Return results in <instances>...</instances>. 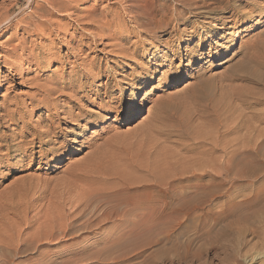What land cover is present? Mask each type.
Segmentation results:
<instances>
[{"label": "rangeland", "instance_id": "1", "mask_svg": "<svg viewBox=\"0 0 264 264\" xmlns=\"http://www.w3.org/2000/svg\"><path fill=\"white\" fill-rule=\"evenodd\" d=\"M67 1L0 0V264H264V0Z\"/></svg>", "mask_w": 264, "mask_h": 264}, {"label": "bare ground", "instance_id": "2", "mask_svg": "<svg viewBox=\"0 0 264 264\" xmlns=\"http://www.w3.org/2000/svg\"><path fill=\"white\" fill-rule=\"evenodd\" d=\"M56 1H57V0H56ZM64 1H67V0H64ZM71 1H72V0H71ZM71 1L68 0V1L64 4V5H65V8L68 7L69 2H71ZM80 1H81V0H80ZM126 1L129 3V8H128V9H129V10H133V9H134V10L131 11V12H134V13H135V14H134V15H135V18H138V17L144 16V18H145L144 20H136V19L134 18L135 21H137V22H142V23H140L141 25H142V24H145V25H155V26H157V25H159V23L161 22V20H155V14H153L154 12H153V10L150 8V5H149V4H152L154 1L152 2V0H151V3H147L146 0H145V1H144V0H143V1H142V0H126ZM182 1L184 2V4H190V2H191V0H182ZM196 1H197V0H196ZM198 1H199V2L201 1V2H202V1H205V0H198ZM216 1H217V0H216ZM149 2H150V1H149ZM212 2H213V1H212ZM222 3H223V2H222ZM29 4H30V3H29ZM57 4H59V1L57 2ZM214 4H215V3H214ZM53 5H54V4H53ZM69 5H70V4H69ZM151 6H152V5H151ZM54 7H55V6H54ZM56 7H57V5H56ZM153 7H154V6H153ZM153 9H154V8H153ZM155 11H156V10H155ZM10 18H11V17H10ZM10 18H9V19H10ZM146 19H147V20H146ZM6 21H7V20H6ZM12 21H13V20H12ZM168 21H169V20H168ZM168 21H167V22H168ZM171 21H172V20H171ZM173 21H174V20H173ZM175 21H176V20H175ZM3 22H4V21H3ZM32 24H33L34 26H44L46 23H45V22H42V21H33ZM142 26H144V25H142ZM263 47H264V44H263L262 48H263ZM15 49H16V48H15ZM263 49H264V48H263ZM13 50H14V49H13ZM252 51H253V50H251L250 52H252ZM255 51H257L256 48H255ZM260 52H261L260 55L263 54L262 51H260ZM253 53H254V52H253ZM256 53H257V52H256ZM256 53H254L255 56H256ZM254 54H253V55H254ZM253 55H252V56H253ZM252 56H251V63H253L254 65L258 66L257 68H256V66H255V68H251L249 65H248V66H249L250 68H249V67H248V68H247V67H246V68H245V67H244V68H243V67L240 68V66L238 67V68H240V70H241V71H240V70H239V71H240L244 76H246V78L249 79V82H250V79H251V80L256 79V80L258 81L257 78L259 77V73H260L259 71H261V73H263L262 71H264V62H262V60H261V62L258 61V59H261V58L255 59V58L252 57ZM262 56H263V55H262ZM260 57H261V56H260ZM262 58H263V57H262ZM48 60H49V59H48ZM6 63H7V62H6ZM28 63H29V62H28ZM36 63H37V62H36ZM36 63H34V64H36ZM46 63H47V62H46ZM241 65H243V64H241ZM37 66H38V65H37ZM236 67H237V66H236ZM236 67H235V68H236ZM238 68H236V69L238 70ZM258 72H259V73H258ZM241 73H240V74H241ZM237 76H238V75H236V77H237ZM260 77H261V75H260ZM260 77H259V78H260ZM263 77H264V76H263ZM239 79H240V78H239ZM242 80H243V79H242ZM246 80H247V79H246ZM263 80H264V79H262V81H263ZM247 82H248V81H247ZM253 82H254V81H253ZM258 82L262 83L260 80H259ZM263 84H264V81H263ZM252 85H253V83H252ZM256 85H257V84H256ZM260 87H261V86H260ZM262 88H263V87H262ZM212 94H213V93H212ZM47 96H48V95H47ZM212 96H213V95H212ZM214 96H215V95H214ZM236 97H237V96H236ZM213 98H214V97H213ZM47 101H48V100H47ZM263 113H264V112H263ZM1 115H2V114H1ZM11 115H13V114L5 113L3 116H4V117H6V116H7V117H11ZM262 115H263V114H261V116H262ZM3 116H2V117H3ZM0 119H1V118H0ZM257 119H259V117H258ZM257 119H255V120H257ZM258 121H259V120H258ZM259 123H260V121H259ZM139 124H141V123H139ZM249 127H251V126H249ZM255 127H258V126L255 125ZM254 130H256V129H254ZM251 131H252V130H251ZM261 131H263V129H261ZM247 132H248V131H247ZM248 134H249V132H248ZM256 135H257V134H256ZM254 138H256V136H255ZM253 141H255V139H253ZM253 143H254V142H253ZM255 144H256V146H255L256 148H255V150H254L255 153H256L257 151L264 150V148H262V147H264V140H261L260 142H257V143H255ZM253 146H254V145H253ZM252 148H254V147H252ZM252 151H253V149H252ZM256 154H257V153H256ZM256 154H255V155H256ZM259 154H260V153H259ZM252 155H253V154H251V156H252ZM255 155H254V156H255ZM260 156H261V155H260ZM256 157H257V156H256ZM257 158L259 159V157H257ZM261 158H262V157H261ZM263 158H264V156H263ZM261 160H262V159H261ZM261 160H260V161H261ZM261 162H263V160H262ZM224 173H225V172H224ZM228 177H229V176H228V174L226 173V174L224 175L222 181L220 182V185H219V186H215V187H218V188L216 189L217 192H218L219 187L222 188L225 184L228 183ZM244 178H245V177H244ZM216 182H217V181H216ZM217 183H218V182H217ZM218 184H219V183H218ZM258 185H259V184H258ZM213 186H214V184H213ZM211 192H212V193H211ZM211 192H210V194L212 195L214 192H213V191H211ZM215 192H216V191H215ZM115 193H116V192H115ZM214 194H215V193H214ZM96 195H97V194H96ZM110 196H111V195H110ZM212 196H213V195H212ZM209 197H210V196H209ZM113 198H114V197H113ZM116 198H117V197H116ZM206 198H207V197H205V199H206ZM118 199H119V198H117L116 200H118ZM193 199H194V198H193ZM108 200H109V199H108ZM108 200H107V201H108ZM191 200H192V199H191ZM191 200H190V201H191ZM87 201H88V200H87ZM87 201H86V202H87ZM89 201H90V200H89ZM89 201H88L87 203L90 204L91 202H89ZM107 201H106V202H107ZM110 201H111V203H112L113 205H116V204L119 203V202L117 201V203L115 202L116 204H114L113 201H115V199H114V200H113V199H110ZM110 201H108V205H109ZM174 201H175V200H174ZM195 201H196V200H195ZM195 201H194V202H195ZM124 202H126V201H124ZM127 202H128V199H127ZM127 202H126V203H127ZM149 202H150V201H149ZM185 202H186V201H185ZM194 202H193V203H194ZM92 203H93V202H92ZM111 203H110V204H111ZM121 203H122V201H121ZM128 203H130V202H128ZM128 203H127V204H128ZM182 203H183V202H182ZM186 203H187V202H186ZM195 203H196V205H195ZM195 203H194V205H195V206H194V209H195L197 206L203 204L204 202H201V201L199 200V201H196ZM124 204H125V203H124ZM124 204H123V205H124ZM127 204H125L126 206H124V207H125V208H129V209H128L129 212H130L133 208H135V206H133V208L130 210V207H129ZM130 204H131V203H130ZM163 204H164V203H163ZM84 205H85V203H84ZM84 205H83V207H84ZM87 205H88V204H87ZM87 205H86L85 207H87ZM94 205L96 206V203H95ZM118 205H119V204H118ZM150 205H153V204H150ZM184 205H185V204H184ZM188 205H189V203H188ZM88 206H89V205H88ZM120 206H121V205H120ZM120 206H119L120 209H119L118 207H116V206H112V205H111V206H108V209L105 211V213H104L103 211H101V212H103V216H102V218L104 217L103 219H106V221H107L108 219H111V216H112L113 214H117V213H118L117 210H121L122 207H120ZM186 206H187V205H186ZM190 206H192V203H191ZM190 206H189V209L191 210V207H190ZM155 207H156V206H155ZM93 208H94V207H93ZM125 208H123V209H125ZM137 208H138V207H137ZM162 208H163V207H162ZM192 208H193V206H192ZM151 209H152V208H151ZM151 209H150L151 214H150V212H149V213H146V215L143 216V220H142V222H141V225H142V226H146V227H148L149 229L157 228L156 225L159 226V222L161 221L160 218L158 219L159 216L156 217L155 215H153V211H152L153 209H152V210H151ZM185 209H186V208H185ZM185 209H184V210H185ZM91 210H92V209H91ZM104 210H105V209H104ZM157 210H158V209H157ZM165 210H166V209H165ZM190 210H188V207H187L186 212H187V211L189 212ZM126 211H127V210H126ZM155 211H156V210H155ZM155 211H154V213L157 212V211H156V212H155ZM166 211H167V210H166ZM166 211H165V212H166ZM120 212H121V214H122L121 216L123 217V219H124V217H127V216H128V218H129L128 220H130V218L133 217V216H132V211H131V213H129V214H131V215H130L131 217L129 216L128 212H125V211H124V212L122 213V210H121ZM159 212H160V211H159ZM159 212H158V213H159ZM162 212H163V211H162ZM184 212H185V211H184ZM186 212H185V213H186ZM126 213H127V214H126ZM133 213H134V212H133ZM158 213H157V214H158ZM160 213H161V212H160ZM181 213H182V212H181ZM134 214H135V213H134ZM134 214H133V215H134ZM161 214H163V213H161ZM152 215H153V216H152ZM259 215H260V214H259ZM118 216H119V215H118ZM121 216H119V217H121ZM135 216H136V215H135ZM154 216H155L157 219H154V218H153ZM115 217H116V215H115ZM119 217H118V218H119ZM164 217H165V216H163V218H164ZM260 217H261V216H260ZM100 218H101V217H100ZM137 218H138V217H137ZM165 218H166V217H165ZM173 218H174V217H173ZM258 218H259V217H258ZM119 219H120V218H119ZM133 219H134V217L131 219V222L128 221V223L130 222L129 224L132 225V226H131V229H129L130 227L128 228L130 232H128V233H127V232H124V233H127L126 235H131L130 233L133 232V231L136 229V228H135L136 225H137V224L135 223L136 221H135L133 224H131ZM135 219H136V217H135ZM135 219H134V220H135ZM138 219H139V218H138ZM114 220H115V219H114ZM121 220H122V219H121ZM121 220H119V221H121ZM124 220H125V219H124ZM126 220H127V218H126ZM260 221H261V220H260ZM104 222H105V221H104ZM109 222H110V221H109ZM116 223H118V221H117ZM125 223H127V222L125 221ZM160 223H161V222H160ZM120 224H121V223H120ZM123 224H124V221H123V223L121 224V226H122ZM117 225H118V224H117ZM118 226H119V225H118ZM121 226H120V227H121ZM124 226H125V224H124ZM124 226H122V227L124 228ZM127 226H128V224H127ZM125 227H126V226H125ZM118 228H119V227H118ZM144 228H145V227H144ZM263 228H264V227H263ZM133 229H134V230H133ZM160 229H161V228H160ZM246 229H247V228H246ZM256 229H257V231H258V228H256ZM256 229H255V230H256ZM131 230H133V231H131ZM143 230L145 231V229H143ZM143 230H142V231H143ZM146 230H147V229H146ZM165 230H166V229H165ZM251 230H252V229H251ZM126 231H127V230H126ZM138 231H139V230H138ZM144 231H143V232H144ZM241 231H242V230H241ZM143 232H142V233H143ZM254 232H256V231H254ZM254 232H253V233H254ZM261 232H262V231H261ZM124 233H123V234H124ZM134 233H135V232H134ZM134 233H133V235H134ZM147 233H150V232L147 231ZM147 233H146V234H147ZM242 233H244V232H242ZM245 233H246V232H245ZM123 234H122L121 236H123ZM166 234H167V233H166ZM236 234H237V231H236ZM126 235H125V236H126ZM133 235H132V236H133ZM242 235H243V234H242ZM256 235H257V233H256ZM112 238H114V237H112ZM118 238L121 239L120 236H119ZM133 238H134V237H133ZM163 238H164V237H163ZM115 239H117V238L115 237ZM115 239H114V240H115ZM122 239H124V237H123ZM156 239H157V238H156ZM167 239H168V238H167ZM127 240H128V238H127ZM105 241H106V240H105ZM108 241H109V240H108ZM112 242H113V241L111 240V242H110L111 245L114 244V243L112 244ZM157 242H158V241H157ZM127 243H128V241H127ZM115 244H117V243H115ZM117 245H119V244H117ZM113 246H116V245H113ZM183 247H184V249H185V246H183ZM183 247H181V249H182ZM185 250H187V248H186ZM157 253H158V252H157ZM185 253H186V252H185ZM180 254H181V253H180ZM180 254H179V256H182V255H180ZM186 254H187V253H186ZM184 255H185V254H184ZM179 256H178V257H179ZM187 256H188V255H187ZM258 256H259V255H258ZM184 257H186V256H184ZM181 258H182V257H181ZM188 258H191V257H188ZM192 259H193V258H192ZM183 260H186V259L184 258ZM188 260H190V259H188ZM162 264H163V263H162Z\"/></svg>", "mask_w": 264, "mask_h": 264}]
</instances>
